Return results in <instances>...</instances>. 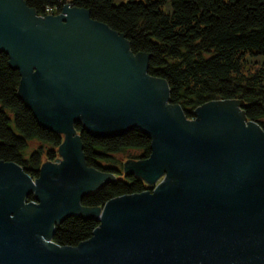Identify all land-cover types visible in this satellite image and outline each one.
Instances as JSON below:
<instances>
[{"label":"water","instance_id":"obj_1","mask_svg":"<svg viewBox=\"0 0 264 264\" xmlns=\"http://www.w3.org/2000/svg\"><path fill=\"white\" fill-rule=\"evenodd\" d=\"M1 52L20 71L19 98L63 141L37 178L0 160V264H264V129L243 100L207 102L189 119L149 73L150 54L70 4L41 16L0 0ZM78 122L96 137H151L148 158L124 163L150 186L83 205L116 174L88 164ZM72 216L99 225L62 246L55 228Z\"/></svg>","mask_w":264,"mask_h":264},{"label":"trees","instance_id":"obj_2","mask_svg":"<svg viewBox=\"0 0 264 264\" xmlns=\"http://www.w3.org/2000/svg\"><path fill=\"white\" fill-rule=\"evenodd\" d=\"M25 1L41 16L60 13L67 4L85 8L93 19L125 34L133 52L150 54L149 73L167 80L170 101L181 105L189 119L207 102L237 98L245 102L248 119L264 129V68L244 70L247 56H264V0ZM20 80V71L1 52L0 160L16 162L37 178L45 159L58 158L63 136L43 127L19 98ZM75 127L88 164L116 174L115 181L85 196L83 205L103 206L114 197L148 188L142 179L115 166L119 165L116 155L127 150H140L137 158H148L151 137L140 129L96 137L80 122ZM32 142L37 146L32 148ZM98 225L96 219L72 216L56 226L53 240L78 246Z\"/></svg>","mask_w":264,"mask_h":264},{"label":"rangeland","instance_id":"obj_3","mask_svg":"<svg viewBox=\"0 0 264 264\" xmlns=\"http://www.w3.org/2000/svg\"><path fill=\"white\" fill-rule=\"evenodd\" d=\"M122 1H127V0H116L117 3L122 2ZM246 63L244 64V70L246 73L251 72H255L256 70H259L261 68H264V56H259V55H250L246 57ZM1 105V104H0ZM32 148L37 146L36 142H32L31 143ZM140 150H127L126 152L120 153L116 155V159L119 161V165L115 166L119 169H122L124 171V163L126 162V160L129 159H138L137 156L140 154ZM57 155L58 158L59 156V152L57 150ZM57 158V159H58ZM46 161V159H45ZM104 165H108L107 163H104ZM125 174V171H124ZM164 178H162L163 180ZM146 183V182H145ZM147 186H150L149 183H146Z\"/></svg>","mask_w":264,"mask_h":264}]
</instances>
